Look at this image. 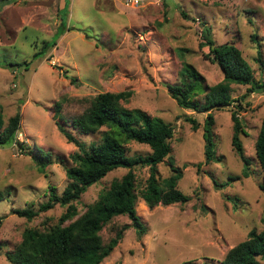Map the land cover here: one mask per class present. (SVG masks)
Wrapping results in <instances>:
<instances>
[{"label":"rangeland","instance_id":"1","mask_svg":"<svg viewBox=\"0 0 264 264\" xmlns=\"http://www.w3.org/2000/svg\"><path fill=\"white\" fill-rule=\"evenodd\" d=\"M203 22L211 27L215 43L232 42L254 77L264 83V0H139L137 5L126 0H0V111L5 123L19 113L16 139L25 147L20 150L16 142L0 147V191L9 192L0 201V264H11L5 253L19 244L25 228L46 230L59 224L65 211L59 204L31 220L14 210L36 208L46 201L49 185L58 193L64 189L68 182L64 167L73 165L71 155L77 147L58 125L86 147L99 142L105 127L80 134L71 121L97 94L108 91L128 90L129 99L121 101L124 107L140 108L172 123L171 156L182 173L177 187L191 199L149 208L139 195L148 167L136 166L135 210L147 230L139 238L127 215L114 216L99 232L102 244L126 227L99 264H221L226 252L251 229L263 228V171L255 140L264 115V90L249 92L247 85L230 83L235 101L212 110L217 160L207 162L203 138L207 112L179 107L166 87L180 82L184 62L203 76V87L222 81L221 69L207 57L208 47L199 46ZM252 34L258 39L252 41ZM46 42L52 46L33 58ZM9 62L14 65H6ZM204 94L195 99L202 103ZM57 104L60 112L53 116ZM232 111L242 125L239 139L250 160L247 177L231 142ZM187 117L197 121V129ZM125 146L130 156L150 152L148 145L135 141ZM36 147L52 156L44 172L32 157ZM157 168L161 178L170 173L166 159ZM127 171L113 169L89 186L74 201L78 213L73 219ZM234 176L240 178L223 187L213 184Z\"/></svg>","mask_w":264,"mask_h":264},{"label":"trees","instance_id":"2","mask_svg":"<svg viewBox=\"0 0 264 264\" xmlns=\"http://www.w3.org/2000/svg\"><path fill=\"white\" fill-rule=\"evenodd\" d=\"M251 38L255 41L258 36L252 34ZM51 46L46 42L41 51L33 54V58L42 52L45 53ZM199 46L200 48L208 47L207 57L221 69L222 81L214 85H206L204 88L203 76L192 64L184 62L180 69V82L167 83L166 87L179 107L199 113L207 112L203 125V138L205 140V161L209 162L217 160L212 110L225 107L235 101L231 97L230 83L247 85L249 92L264 90V83L254 77L241 51L232 42L220 45L215 43L211 27L205 22L202 23ZM257 61L263 63L260 57ZM23 63L27 64L26 61ZM6 65L13 66L14 63L9 62ZM64 73L67 77L66 71ZM70 79L71 82L76 81V78ZM200 92L205 93L202 103L195 99ZM130 94L128 90L99 93L84 113L72 119V127L80 134L87 135L97 132L101 127L106 128L101 140L97 143H90L88 147L57 124L66 140L77 147V151L71 155L73 165L64 167L68 182L60 193L57 192L55 186L49 185L46 201L41 202L36 208L33 205L17 208L14 213L31 220L40 212L51 209L56 204L65 206V211L60 215L59 224L54 227L46 230L35 227L25 228L19 244L13 251L5 253V257L11 264H99L117 245L126 227V225L121 227L107 244H102L99 233L102 226L118 215L129 217L131 226L140 238L147 229L135 210L137 184H135L133 169L136 166L148 167V177L139 195L149 208L159 204H184L191 199L188 194L183 193L177 187L182 173L180 168L174 165L171 156L170 141L174 129L172 123L160 117L151 116L140 108L124 107L121 101L128 100ZM59 112L60 105L57 104L53 110V116ZM231 116L233 120L232 146L243 162L242 175L247 177L250 173L248 167L250 160L244 154L243 145L239 139V134L243 131L242 125L235 111H232ZM186 119L192 123L193 129L198 128V123L194 118L187 117ZM19 128V113H15L5 123L0 111V147L16 142L20 150H25L23 142L16 139ZM129 141L148 145L150 152L143 155H128L125 144ZM255 154L263 171L260 188L264 193V115L255 140ZM32 157L39 170L43 172L53 161L51 154L40 147H36V153ZM165 159L168 162L170 173L161 178L157 166ZM116 168H127L128 171L121 178H115L109 187L98 194L97 200L81 216L73 219L78 213L74 201L79 200L89 186L97 183ZM239 178L240 176L229 177V180L221 183L213 180V184L216 188H220L228 185L229 181ZM8 194V191L6 193L0 191V201ZM69 220L70 222L63 225ZM262 222L263 228L259 231L255 228L251 229L246 239L226 252L221 264H264V215Z\"/></svg>","mask_w":264,"mask_h":264},{"label":"built area","instance_id":"3","mask_svg":"<svg viewBox=\"0 0 264 264\" xmlns=\"http://www.w3.org/2000/svg\"><path fill=\"white\" fill-rule=\"evenodd\" d=\"M127 3L133 2L136 5L139 4V0H126Z\"/></svg>","mask_w":264,"mask_h":264}]
</instances>
